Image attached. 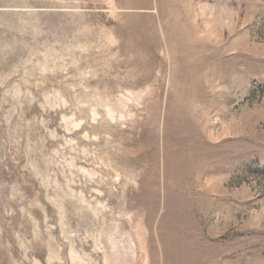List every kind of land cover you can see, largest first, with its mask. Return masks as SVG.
<instances>
[{"label":"rangeland","instance_id":"obj_1","mask_svg":"<svg viewBox=\"0 0 264 264\" xmlns=\"http://www.w3.org/2000/svg\"><path fill=\"white\" fill-rule=\"evenodd\" d=\"M0 264H264V0H0Z\"/></svg>","mask_w":264,"mask_h":264}]
</instances>
